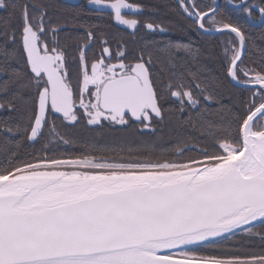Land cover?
Listing matches in <instances>:
<instances>
[{"label":"snow or ice","instance_id":"1","mask_svg":"<svg viewBox=\"0 0 264 264\" xmlns=\"http://www.w3.org/2000/svg\"><path fill=\"white\" fill-rule=\"evenodd\" d=\"M88 4L133 40L141 29L169 32L140 0ZM234 7L236 21L217 18L216 0L207 10L175 0L169 11L190 21L188 31L235 34L215 55L239 102L222 106L215 120L199 114L196 143L142 144L137 151L153 158H108L94 147L67 152L76 138L66 130L154 133L177 113L198 112L201 99L216 98L217 82L200 70L178 73L176 61L198 62L200 50L145 41L128 60L126 45L114 53L98 25L54 23V0H0V264H264V50L258 67L245 63L250 37L239 20L242 12L264 25V5L238 0ZM69 28L83 35L69 31L62 42ZM94 44L98 54L90 58ZM158 62L167 82L154 77ZM25 144L41 147L22 154ZM238 235L259 237L260 250L230 243Z\"/></svg>","mask_w":264,"mask_h":264},{"label":"trees","instance_id":"2","mask_svg":"<svg viewBox=\"0 0 264 264\" xmlns=\"http://www.w3.org/2000/svg\"><path fill=\"white\" fill-rule=\"evenodd\" d=\"M88 0H82L78 5L64 3L61 0H54L56 8L50 10L51 18L54 23H59L63 25L65 21H68L71 25L72 23H91V16L94 11L87 10L84 6V2ZM140 0L141 3L150 6L155 9L158 13L157 18L163 19L164 21L168 18H173L178 25H184V20L179 15V12L169 11V6H172V1L169 0ZM23 2V0H21ZM229 16L222 14L221 11L218 12V18L225 21L232 20L236 21L238 19L235 12H230ZM4 15V13H0ZM73 17L75 18L73 20ZM242 25V24H241ZM243 29L246 31V35L250 37L248 42V49L245 53V63L250 64V66H259V60L264 50V30L263 29H252L242 25ZM71 34L77 37V30L61 31L63 33ZM60 32V33H61ZM141 36V34H138ZM197 39V46L195 49L200 50L199 61H194L191 58H181L185 64V71H202V79L207 77L210 80L217 82V96L213 102L208 103L201 99V108L199 111H192L191 113L185 111L183 114L177 113L171 120V122H166L164 125H155L156 131L150 132L145 130L141 133L138 128H122L116 126L115 128L105 125L103 128H84L77 126L76 128L67 129V134L71 137L76 138L75 146H69L67 152L73 155H79L81 153L90 152L93 147L96 149L95 154L97 156H105L108 158H119L123 155L127 157L131 155L133 157L139 156L140 158H153L152 152H138L137 147L139 145H146L149 148L155 147L158 150H162L169 144L174 143L180 138H185L189 143H196V137L199 135L201 121L199 119V114H203L205 120H215L217 119V112L222 106H230L239 102L240 90L229 85L226 81H223V71L220 67V61L216 57L215 53L220 51L221 38L218 37H206L202 34L195 33ZM190 44V43H186ZM144 41L139 37L137 41L130 40L127 42L126 50L129 52L131 57L133 54H138L139 50L143 47ZM193 48V47H192ZM193 48V49H194ZM194 49V50H195ZM255 61V64L252 62ZM197 62L196 65L193 63ZM188 64L192 65L189 66ZM188 65V66H187ZM223 81V83H219ZM231 94V98H229ZM244 96L248 93L244 92ZM167 107V106H166ZM6 115V113H0V117ZM189 116H191V123H189ZM41 145H22L21 153L32 152L38 150ZM123 148V151L120 149ZM110 149V150H108ZM129 149L132 151L129 152ZM65 148L60 147L57 154L64 152ZM187 155H195V153H187ZM230 243H243L246 247L251 250L259 251L261 247V240L259 237H254L252 239L242 240L238 235L233 237Z\"/></svg>","mask_w":264,"mask_h":264},{"label":"flooded vegetation","instance_id":"3","mask_svg":"<svg viewBox=\"0 0 264 264\" xmlns=\"http://www.w3.org/2000/svg\"><path fill=\"white\" fill-rule=\"evenodd\" d=\"M64 3H68V4H73V5H78L82 2V0H78L74 3H69V2H65L63 0H61ZM172 4L174 5L175 0H171ZM234 3H238V0H231ZM88 2V1H87ZM87 2H84V6L87 10H90L87 8L86 4ZM168 2H170L168 0ZM219 6L217 8V14L219 11H221L222 14H225L226 16H229L230 12H236V9L232 6H230L229 3H227V0H217ZM249 4H256V5H264V0H248ZM197 4H199L201 7L204 8V10H207L208 6H212L213 4V0H197ZM90 11H94L93 9ZM176 12H179V10H177ZM218 16V15H217ZM254 16L259 17V11L258 8L256 11H254ZM218 18V17H217ZM219 19V18H218ZM91 20H93V22L91 23H86L85 25H98L100 28V32L97 33V35H101V34H105L108 36L109 39V44L112 48V51L115 53L118 49H117V44L118 43H122L123 45H126L127 47V42H129L130 40H133V37L131 35H129L130 30L124 28L123 26H118L115 24L114 21L110 20L109 17L107 15H105L103 18H98L95 14H93L91 16ZM184 20V19H183ZM239 20L240 23L242 25H244L245 27L248 28H252V29H263L264 30V25H261L259 23V20H254L251 23H258L259 26H253L252 24H250L246 17L244 16V14L241 12L240 16H239ZM190 23V21L184 20V25L185 27H181L180 25L177 24V22L175 21V19L173 18H168V20L165 21V26L169 28V32L166 34H160V33H148L145 34L144 30H140L139 32H137L135 39L133 41H137V39H139V37H143V41L145 43V41H162V42H167L169 40L175 42L177 40L182 41L183 43H190V45L194 48L195 46H197V37L195 35V31H188L186 30V26ZM141 34V36H139L138 34ZM68 34L61 32L60 33V38L61 41L63 42L65 36H67ZM77 36L83 35V29H78L77 31ZM201 35V34H200ZM203 36L206 37H218L221 38V41H225L228 40L230 38H235L234 35H221V34H211V35H207V34H202ZM74 37V36H73ZM78 41H76L75 39L73 40V43H76ZM98 44H94L93 48L89 51V57L91 58L93 52H97L98 54ZM195 49V48H194ZM126 50V49H125ZM126 52L128 53V60H132L133 56L131 57V55H129V52L126 50ZM245 57V56H244ZM197 62L193 63V65H196ZM189 66H192L190 64H188ZM187 65V66H188ZM162 65L158 62L156 64V67L154 69V77L155 75L158 73L159 77L161 79L164 80V82H167V78H168V70H167V66H163V71H161ZM185 69V64L182 61L181 58H177L176 61V71L178 73L184 72L186 73ZM40 145V144H39Z\"/></svg>","mask_w":264,"mask_h":264},{"label":"water","instance_id":"4","mask_svg":"<svg viewBox=\"0 0 264 264\" xmlns=\"http://www.w3.org/2000/svg\"><path fill=\"white\" fill-rule=\"evenodd\" d=\"M63 1H65V2H69V3H74V2H76V1H78V0H63ZM227 3H229L230 4V6H232V7H234V5L236 4V3H234V2H230V0H227ZM86 6H87V8L88 9H90V10H94V6H89V4H88V2H87V4H86ZM216 6H217V8H218V6H219V4H218V2H217V0H216ZM235 8V7H234ZM250 24H252L253 26L255 25V26H259V24L258 23H250ZM214 34H219V33H214ZM207 35H211V34H207ZM230 35H234L235 36V34H230ZM237 44H238V41H237Z\"/></svg>","mask_w":264,"mask_h":264}]
</instances>
